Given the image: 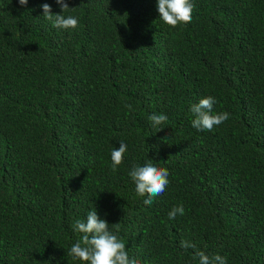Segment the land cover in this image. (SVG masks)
I'll return each mask as SVG.
<instances>
[{
  "label": "trees",
  "instance_id": "1",
  "mask_svg": "<svg viewBox=\"0 0 264 264\" xmlns=\"http://www.w3.org/2000/svg\"><path fill=\"white\" fill-rule=\"evenodd\" d=\"M65 2L76 29L0 0V264H86L67 253L95 209L138 264H264V0H192L176 27L157 0ZM208 96L229 119L197 130ZM148 159L169 172L151 205L128 174Z\"/></svg>",
  "mask_w": 264,
  "mask_h": 264
},
{
  "label": "clouds",
  "instance_id": "2",
  "mask_svg": "<svg viewBox=\"0 0 264 264\" xmlns=\"http://www.w3.org/2000/svg\"><path fill=\"white\" fill-rule=\"evenodd\" d=\"M56 3L60 6L62 14H53L51 6L44 3L42 4L44 18L52 21L55 28L76 29L78 19L71 15L67 17L63 15L71 9L68 3L65 0H56ZM19 4L26 6L28 0H19ZM194 6L192 0H157L159 18L171 27L191 23ZM215 103V98L208 96L190 106V111L194 116L191 121L192 127L197 130L212 131L215 126L229 119L228 112L213 114ZM126 107L132 110V105L128 104ZM149 120L153 126H157L166 122L168 117L164 113H154L149 116ZM119 143V148H113L111 151L113 171H116L122 164L124 153L127 151L126 143ZM128 174L135 184L136 193L147 197L143 201L145 205H151L154 198L161 195L169 184L168 170L157 167L149 159L143 165L134 164ZM184 211L182 205L173 207L168 213L169 219H174L177 214L184 215ZM73 227L76 232L82 234L81 239L68 250L67 254L73 259H79L86 264H138L136 259L129 257L125 243L109 229L107 220L100 218L96 209L87 214L86 220H76ZM180 246L185 249H196V245L189 241H181ZM195 258H198L199 264H227L225 257L219 254L209 257L199 249H196L194 253Z\"/></svg>",
  "mask_w": 264,
  "mask_h": 264
}]
</instances>
